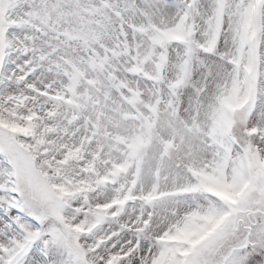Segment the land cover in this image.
Segmentation results:
<instances>
[{"label":"snow or ice","instance_id":"snow-or-ice-1","mask_svg":"<svg viewBox=\"0 0 264 264\" xmlns=\"http://www.w3.org/2000/svg\"><path fill=\"white\" fill-rule=\"evenodd\" d=\"M0 264H264V0H0Z\"/></svg>","mask_w":264,"mask_h":264}]
</instances>
